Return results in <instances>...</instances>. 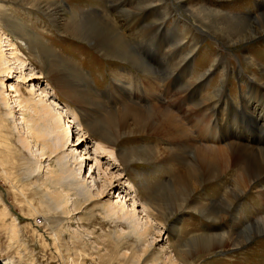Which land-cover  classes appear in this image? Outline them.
Here are the masks:
<instances>
[{"label":"rangeland","instance_id":"rangeland-1","mask_svg":"<svg viewBox=\"0 0 264 264\" xmlns=\"http://www.w3.org/2000/svg\"><path fill=\"white\" fill-rule=\"evenodd\" d=\"M62 1L66 8L85 19L80 21L82 26L99 27L96 24L101 25L100 27L109 26L105 21L106 14L118 20L119 30L125 32L128 46L136 53L135 56L141 59L144 66L132 64L128 59L107 57L98 48L100 43L97 40L77 39L71 33L59 28L57 23L44 13L15 1L0 0V6L3 5L0 7L2 50L8 53L7 57L12 53L9 51L8 40H5L6 36L10 38L9 41L13 40L12 43H16L17 52L26 65H29L24 69L23 74L26 76L24 80L22 78L18 80L16 74L6 78L0 77V264H146V259L166 264L167 258L173 256L177 264H264L263 234L239 247L216 248L195 254L186 262L180 261L177 257L180 248L194 235L241 230L252 221L253 217L262 215L264 207L257 190L262 188L263 180L260 182L258 179L254 180L252 188L238 201L233 202L232 206L238 217L229 218L224 221V225L214 224L201 214L190 210L165 218L162 223L167 235L161 238L155 235L150 237L155 242L152 256H143V245L132 233H128L129 225L120 222L116 217L109 216L106 211L109 202H116L118 196L120 199L123 195L120 193L123 192L120 186L114 187L107 198L88 202L79 193L77 194L79 196H74L76 194L74 190L71 192L74 202H82V207L78 206L80 207L78 211H74L75 208L71 209L72 203L68 206L70 207L67 210L68 214L63 208L57 205L55 207L53 198L47 191L53 186L51 182L45 181V175L49 167L53 171H58L57 160L55 157L47 161L41 160L34 148L31 155L19 142L17 126L20 129L21 113L17 112L18 109H14L17 98L7 99L8 105L3 101V96L10 94L8 90L11 89V85H18L20 95L23 94L26 99L30 96L28 90H34L37 100L46 96L44 91L48 85L55 94L44 98L45 101L57 110L59 105L72 106L81 115L82 123L90 125L94 121V116L100 113L99 109H95L90 104L91 99H86L87 102L84 104L74 103L63 93L57 81L59 77L50 75L53 59L59 60L63 68L74 75L75 78L69 79H72L70 81L74 82L75 87L82 91L90 90L99 100L100 108L113 110L122 107L119 103L125 93H133L136 97L143 95L146 91L143 82L151 77L157 79L153 83L156 87L158 81L162 85L171 76L178 78L180 84L183 68L170 55H163L162 50L173 48L185 39L181 52L187 55L195 39H199L197 50L191 58L193 71L191 70L190 81L199 82L201 75L210 70L221 57L222 65L213 70L212 76H209L206 94L215 99L219 91L227 88L226 97L229 93L232 99L226 98L227 102H231L238 110L243 111L242 103L246 102L255 107L256 104H260L257 108L264 112V33L259 34L254 40L245 41L244 44L230 46L212 35L213 33L224 35V32L218 19L215 18L217 14H211L210 11L216 10L221 16L227 15L252 21V17H260V14H264V0L168 1L173 11L167 10L168 5L162 10L158 7H147L153 0ZM166 13L168 20L164 23L165 28L161 29L159 26L162 20L159 19H162ZM84 15L89 17L86 18ZM187 23L193 26V31L186 38L184 33ZM18 24L25 29H16ZM200 29L210 33L208 36L207 34L203 36L197 31ZM228 38L234 39V37ZM31 68L33 72H30ZM152 68L155 69V73L150 74ZM31 73L41 74L42 78L30 80ZM70 81L68 80L69 85H71ZM128 84H133V89ZM177 86L175 84V88ZM195 90L194 86L189 89L190 92ZM253 102L258 103L253 104ZM11 112H13L12 116ZM234 116V119L245 124L247 138L252 135L249 139L264 141V132L260 128H253L247 116L242 113H234ZM76 139L77 137L73 136L74 143ZM71 143L70 141L68 145ZM86 146L84 152H87L84 154L89 153L87 157L90 160L87 162L89 166L84 167L81 176L86 177L96 171L95 178L102 186L103 176L98 172L93 160L94 148L91 143ZM151 147L166 149V144L154 135H130L120 138L117 151L143 150ZM36 161L40 168L35 166ZM101 161L106 167L107 159ZM118 169L112 171L118 175L124 169L127 174L126 179L132 181L135 188L137 187V196L134 194L133 196L142 202L148 203L169 191L168 183L172 179V173L165 164L139 160L128 166L122 165L121 170ZM234 172L235 168L230 167L215 180L204 183L193 195L194 199L199 197L202 202L209 203L219 201L224 191L230 188L234 181ZM128 198L130 197L126 198L127 204L130 205L132 202H129ZM138 205L139 211H142L141 203L139 202ZM175 225L180 229V234L176 237V234L170 232L171 227ZM155 229L158 232L157 227ZM121 230H124L126 235L120 233Z\"/></svg>","mask_w":264,"mask_h":264},{"label":"bare ground","instance_id":"bare-ground-1","mask_svg":"<svg viewBox=\"0 0 264 264\" xmlns=\"http://www.w3.org/2000/svg\"><path fill=\"white\" fill-rule=\"evenodd\" d=\"M9 1H15L25 7L44 13L57 23L56 25L59 28L71 33L77 39L97 40L100 43L98 48L107 57L120 58V60L128 59L132 64L143 65L141 59L139 60L135 56L136 53L128 46L125 32L122 33L119 30L118 20L113 19L108 14H106L105 21L109 26L100 27L101 25L96 24L99 27H89L82 26L80 21H85V19L80 18L78 13L66 8L61 0ZM168 1L172 2V0H153L147 7H158L162 10L167 7ZM170 7L172 8L168 5L167 10H172ZM161 10L157 11L160 12ZM210 11L211 14H217L215 18L218 19L221 30L224 32V35L220 33H213L212 35L222 39L230 46L244 44L245 41L254 40L259 34L264 33V14H260V17L254 16L252 21H249L227 15L221 16L216 10ZM248 13L253 14V12ZM159 20H162L159 27L164 29L168 14H164L163 18ZM87 24L89 25V23ZM103 25H106V23H103ZM15 28L18 30L25 29L22 25ZM192 28L193 26L186 24L184 33L186 38L191 35ZM197 31L201 32L203 36L206 34L208 36V33H210L203 32L201 29ZM2 37L0 33V77L6 78L16 74L15 77L18 80L21 78L24 80L26 77L23 74L24 69L29 65H26L20 57V53L17 52L16 43H12L13 40L9 41L10 38L5 36V40H8L7 44H10L8 46L9 51L12 52L7 57L8 53L2 50ZM228 37H234V39L230 40ZM184 40L182 39L173 48H163L162 50L163 55H170L183 68L180 84L178 78L171 76L162 85L158 81L156 87L153 83L157 79L151 77L143 82L146 85V91L143 95L136 97L133 93H125L121 96L119 103L122 107L113 110L100 108L99 100L92 95L90 90L82 91L75 87L74 82L70 81L72 79H69L70 77L73 78L74 75L65 70L59 60L53 59L50 75L61 78L57 81H59L58 84L63 93L74 103L84 104V102H87L86 99H91L90 104L95 109H99L100 113L94 116V121L90 125L88 124L89 126L82 123L81 115L72 106L58 104L59 106L56 105V107L60 110L59 112L45 101L44 98L55 94L48 85L44 91L46 96H42L43 98L38 100L37 96L35 98L34 90H28L30 96L27 99L22 96L23 94L20 95L18 85H11V89L8 90L10 94L3 96V101L7 105L9 103L7 99L17 98L14 102L16 104L14 109H18L17 112L21 113L20 129L17 126L19 142L31 155L34 148L39 157L42 158L41 160L45 159L47 161V159L51 160L53 157L57 160L58 171H53L49 167L45 175V181L51 182L53 186V188H48L47 191L50 192L55 207L63 208V211L66 210L68 214L67 210L70 208L68 206L72 203L73 207L71 209L75 208L74 211H78L82 207V202H74L71 194L74 190L76 191L74 196L82 195L84 200L88 202L94 199H105L114 187L120 186L123 191L120 193L124 196H120V199L118 196L116 202L108 203L106 206L107 214L129 225L128 233H132L143 245L142 247L140 244L144 248L143 256L147 257L152 256L151 252L155 243L150 237L155 235L161 238L163 235H167L162 223L165 218H170L175 213L182 214L185 210H190L201 214L214 224H223L229 218L235 219L238 217V213L234 210L232 204L252 188L253 181L257 179L259 182L264 181V141L249 139L252 135L247 138L245 124L234 119V113H242L248 117L253 128H260L264 132V112L257 108L260 107V104H256L255 107L243 102V111H240L231 102H227L226 88L216 94V100L213 97L210 98L206 94V84L213 70L222 65L223 59L220 57L210 70L201 75L200 81L194 83L190 81L191 58L197 50L199 39H195L187 55L181 52V48L185 43ZM30 72H33L32 68ZM153 73H155V69L152 68L150 74ZM31 76L30 80L42 78L41 74L31 73ZM68 80L71 85L68 84ZM79 80L82 81V79ZM83 83L85 82L83 81ZM175 84L178 85L176 88ZM128 85L133 89V84ZM193 86L196 87V90L190 92L189 89ZM12 114L13 112L10 113L11 116ZM138 134L157 136L165 142L166 149L151 147L143 150L117 151L120 138ZM73 136L77 137L76 143L73 142ZM70 141L72 143L68 145ZM88 143H91L92 148H94L93 160H95L98 172L103 176L102 186L95 178L96 171L89 176H81L84 167L89 166L87 164L90 160L87 157L89 153L84 154L87 152L84 151ZM101 159H107L106 167ZM139 160L165 164L172 173V179L168 183L169 191L153 198L148 203L135 198L137 196L135 186L132 181L129 182L126 179L127 174L124 169H120L122 165L128 166L130 163ZM38 164L36 161L35 166L40 168ZM230 167L235 168L234 181H232L230 188L224 191L219 201L209 203L202 202L199 197L194 199L193 195L204 183L215 180L222 173L227 172ZM117 168L121 170L118 175L112 171ZM257 192L264 207V183ZM78 193L79 195H77ZM133 194L136 196L134 197ZM127 197H130L128 200L132 204H127ZM138 201L141 203L142 211H139ZM156 227L158 232L155 229ZM170 230L172 234H176L175 237L179 236L180 229L176 225L172 226ZM120 233L124 235L125 231L121 230ZM261 234L264 235V213L253 217L252 221L241 230L192 236L180 248L177 257L180 261L186 262L195 254L205 251L223 247H239ZM167 259L166 264H177L174 256ZM146 264L160 263L152 259H146Z\"/></svg>","mask_w":264,"mask_h":264}]
</instances>
